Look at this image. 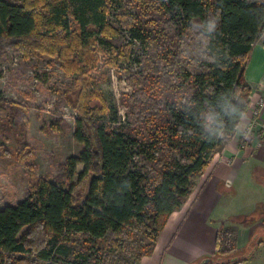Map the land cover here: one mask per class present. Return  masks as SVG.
Segmentation results:
<instances>
[{"label":"trees","instance_id":"trees-1","mask_svg":"<svg viewBox=\"0 0 264 264\" xmlns=\"http://www.w3.org/2000/svg\"><path fill=\"white\" fill-rule=\"evenodd\" d=\"M108 1L0 0V41L24 58L45 57L67 74L82 76L74 137L84 144L66 161L60 184L41 178L27 198L0 209V264H139L153 253L170 216L186 204L217 147L233 138L246 113L252 92L246 70L264 30V3L137 0L161 12L178 40L164 34L163 41L137 25L130 29L143 46L141 72L156 64L158 72L162 64L167 72L155 82L145 76L134 82L152 84L145 90L160 98L159 108L139 109L135 119L129 115L130 131L109 128L108 103L87 90L97 49L119 34L108 22ZM95 97L99 108L90 105ZM6 105L17 106L0 92V108ZM140 123L147 136L134 135ZM137 159L157 168L143 172ZM78 235L112 251L128 239L138 237L139 243L130 256L108 252L90 262L83 253L69 257L68 243H79ZM236 248V232L222 230L217 250L223 264L241 262L229 256Z\"/></svg>","mask_w":264,"mask_h":264},{"label":"rangeland","instance_id":"rangeland-1","mask_svg":"<svg viewBox=\"0 0 264 264\" xmlns=\"http://www.w3.org/2000/svg\"><path fill=\"white\" fill-rule=\"evenodd\" d=\"M108 2V22L119 34L111 39L110 45L97 49L99 60L91 73L92 84L87 85V90L101 93L108 103L110 111L104 116V122L109 128L125 127L130 131L129 115L135 119L139 109L152 111L159 108L160 103L158 96L150 98L148 94L153 95V92L145 90L152 84L140 81L136 87V77L145 76L155 82L167 72L165 64L159 72L158 64L141 72L143 46L132 36L130 29L140 26L162 40L164 34L174 37V41L178 37L165 25L166 18L156 9H149L137 0ZM122 20L126 23L123 24ZM48 60L45 57L24 58L9 43L0 41V92L17 104L16 107L6 105L0 108V209L27 198L31 187L41 178L60 184L67 170L66 161L71 156H78L84 148V144L74 137L78 115L75 105L82 76L69 75ZM135 91L141 93L137 98L132 97ZM90 105L99 108L101 103L95 97ZM56 126H61L62 130ZM135 128L134 135H148L145 125L140 123ZM137 166L143 172L157 168L142 159H137ZM77 168L82 171L84 165L80 163ZM85 188L81 194L85 193ZM77 238L79 243H68L69 257L75 259L83 253L90 262L108 252L130 256L132 247L139 243L138 237L128 239L123 248L112 251L105 243L94 244L84 235ZM99 245L101 249H98Z\"/></svg>","mask_w":264,"mask_h":264},{"label":"crops","instance_id":"crops-1","mask_svg":"<svg viewBox=\"0 0 264 264\" xmlns=\"http://www.w3.org/2000/svg\"><path fill=\"white\" fill-rule=\"evenodd\" d=\"M246 78L252 96H258L264 89V30ZM251 122L247 109L233 138L217 147L186 204L170 216L153 253L139 264H223L217 250L222 230L236 232L232 261L264 264V134Z\"/></svg>","mask_w":264,"mask_h":264},{"label":"built area","instance_id":"built-area-1","mask_svg":"<svg viewBox=\"0 0 264 264\" xmlns=\"http://www.w3.org/2000/svg\"><path fill=\"white\" fill-rule=\"evenodd\" d=\"M247 109L252 112L251 126H260L264 134V89L258 96H250Z\"/></svg>","mask_w":264,"mask_h":264}]
</instances>
